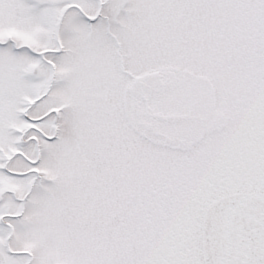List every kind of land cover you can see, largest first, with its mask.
Returning <instances> with one entry per match:
<instances>
[{
	"label": "snow or ice",
	"instance_id": "snow-or-ice-1",
	"mask_svg": "<svg viewBox=\"0 0 264 264\" xmlns=\"http://www.w3.org/2000/svg\"><path fill=\"white\" fill-rule=\"evenodd\" d=\"M0 264H264V0H0Z\"/></svg>",
	"mask_w": 264,
	"mask_h": 264
}]
</instances>
